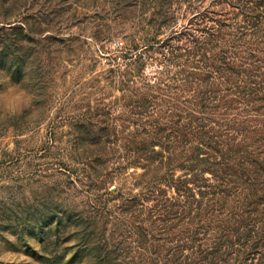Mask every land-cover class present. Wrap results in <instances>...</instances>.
I'll return each instance as SVG.
<instances>
[{"label": "rangeland", "instance_id": "374dc122", "mask_svg": "<svg viewBox=\"0 0 264 264\" xmlns=\"http://www.w3.org/2000/svg\"><path fill=\"white\" fill-rule=\"evenodd\" d=\"M226 2L0 0V92L18 84L35 97L19 115L0 113V264L169 263L164 241L138 234L123 210L141 169L95 163L81 147L89 133L140 130L130 104L163 67L155 48L188 47V34L203 43L208 10ZM114 53L124 58L110 65Z\"/></svg>", "mask_w": 264, "mask_h": 264}, {"label": "trees", "instance_id": "16d2710c", "mask_svg": "<svg viewBox=\"0 0 264 264\" xmlns=\"http://www.w3.org/2000/svg\"><path fill=\"white\" fill-rule=\"evenodd\" d=\"M228 1L208 10L204 47L188 34V47L155 48L163 67L130 104L140 130L89 133L81 147L95 163L141 169L123 210L138 234L164 241L168 264H264V0Z\"/></svg>", "mask_w": 264, "mask_h": 264}, {"label": "clouds", "instance_id": "9594fccd", "mask_svg": "<svg viewBox=\"0 0 264 264\" xmlns=\"http://www.w3.org/2000/svg\"><path fill=\"white\" fill-rule=\"evenodd\" d=\"M35 97L20 85H12L0 92V113L14 117L23 113L34 103Z\"/></svg>", "mask_w": 264, "mask_h": 264}]
</instances>
